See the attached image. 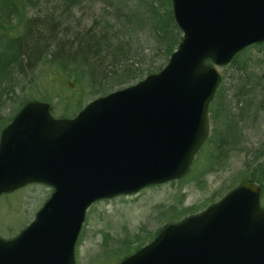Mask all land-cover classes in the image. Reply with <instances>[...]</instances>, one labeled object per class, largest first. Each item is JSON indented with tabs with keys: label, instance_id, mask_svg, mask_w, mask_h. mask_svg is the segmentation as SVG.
<instances>
[{
	"label": "water",
	"instance_id": "1",
	"mask_svg": "<svg viewBox=\"0 0 264 264\" xmlns=\"http://www.w3.org/2000/svg\"><path fill=\"white\" fill-rule=\"evenodd\" d=\"M170 1L182 38L158 73L92 100L71 119L28 101L1 131L0 196L32 183L52 193L18 236L0 238V264H75L93 203L187 174L209 136L219 68L264 41V0ZM118 264H264L260 187L237 185Z\"/></svg>",
	"mask_w": 264,
	"mask_h": 264
},
{
	"label": "trees",
	"instance_id": "2",
	"mask_svg": "<svg viewBox=\"0 0 264 264\" xmlns=\"http://www.w3.org/2000/svg\"><path fill=\"white\" fill-rule=\"evenodd\" d=\"M90 1L93 0H0V132L28 100L34 99L25 98L17 107L11 109L10 116L4 114L8 103L14 100L16 90L32 76L39 65L51 66L57 73L75 75L78 71L80 74H86L92 88L86 95L97 97L159 71L181 40V32L172 16L170 0H144L143 5L148 10L143 9L145 13H138L144 20L139 17L136 21L139 25L144 23L143 25L147 26L149 37L155 41L154 47L150 49L151 54L155 53V58L152 57L154 61L144 66L145 56L141 55L144 49L139 53L135 51L134 57L129 45L125 46L122 43L124 34L117 36L118 31L114 32L121 24L122 17H126L133 24L131 19L134 20L135 16L129 15L122 8L115 9L113 3L93 20L85 32H73L74 21L81 23L78 18L75 19L73 12L78 11L85 16V5H90ZM31 10L35 13L28 17ZM51 19H56L57 23L51 24ZM111 20L116 21V27L112 25ZM140 55L138 61L128 63L129 59ZM239 56L227 68L239 67L237 81L240 86L229 83L224 91L223 83L227 79L224 75L209 107L211 112L214 100L221 99L223 102L220 104L225 114L224 121L222 120L225 127L223 133L209 138L201 148V150L207 148L209 151L207 155L209 170L223 166L232 150H241L239 138L243 136L247 121L254 124L264 121V84L261 82L263 77L251 73L253 70L250 69L252 66L248 65V60L238 66L236 63ZM208 63L209 61H206V64ZM113 79L114 82L111 81ZM71 95L77 98L75 103L72 100L76 109L71 106L66 108L65 112L68 114L76 113L82 108L81 99L85 94L78 86L77 90H72ZM249 98L252 100L249 101ZM41 100L47 101L43 97ZM225 110H228V114ZM51 113L54 114L52 106ZM250 152L251 150L246 151L245 169L237 176L235 182L229 185L225 193L243 181L255 182L261 188V204L264 206V139L252 151L251 158L248 156ZM176 214L179 215L176 219L179 221L182 220V216L185 218L195 212L182 209ZM159 230L151 236L141 233L130 240L124 238L123 241H118L119 247L113 250L118 251L114 253V258L118 259L119 256L123 258L132 252L131 248H140L147 242V238L151 240Z\"/></svg>",
	"mask_w": 264,
	"mask_h": 264
},
{
	"label": "rangeland",
	"instance_id": "3",
	"mask_svg": "<svg viewBox=\"0 0 264 264\" xmlns=\"http://www.w3.org/2000/svg\"><path fill=\"white\" fill-rule=\"evenodd\" d=\"M112 3L115 9L122 8L129 15L135 16L134 20L131 19L133 24L126 17H122L121 24L114 32L118 31L117 36L124 34L122 43L125 46L129 45L130 52L134 57L135 51L139 53L144 49L141 55L144 54L145 56L144 66H148L155 58V53L151 54L150 52L155 41L149 37L147 26L143 25L144 23L139 25L136 21L139 17L144 20L138 13H145L143 9L148 10L143 5L144 0L90 1V5H85V16L78 11L73 12L75 19L78 18L81 21V23H75L74 21L73 32H85L86 29H89L93 20L98 18L104 10L106 11ZM34 13V10L29 11L28 17ZM124 14L127 16L125 12ZM111 23L116 27V21L111 20ZM141 55L137 58L131 56L133 59H129L128 63L138 61L137 59H140ZM246 60L249 61L248 65L252 66L250 69L253 72L251 73L262 76L261 82L264 84V44L245 50L238 58L239 64H236L240 66ZM238 69L239 67H236V69H228L227 67L220 69L221 74L227 76L226 82L223 83L224 91L229 83L240 86L239 81H237ZM111 81L114 82V79ZM137 81L139 80L116 87L107 94L117 89L126 88ZM78 86L85 94L81 99L82 107L95 98L103 96L100 94L97 97L86 95V93L92 91L86 74H80L78 71L75 75L57 73L56 69L51 66L39 65L32 76L27 78L16 90V94L13 96L14 100L8 103L4 114H7V117L10 116L11 109L17 107L18 103L25 98L34 97L35 100L42 101L40 99L43 97L53 107V115L56 118L62 116L66 118L74 117L78 112L68 114L65 109L70 106L76 109L74 103L77 102V98H73L71 93L72 90H77ZM229 94V97H231L232 93ZM251 100L252 98H249V101ZM221 102H223L221 99L214 100L212 110L209 112V138L216 134H222L225 129L223 122L225 114ZM252 109L254 110L255 107L253 106ZM225 113L228 114V110H225ZM243 131L242 138H239L241 150H232L223 166L209 170L207 157L209 151L207 148H203L194 158L193 166L184 178L145 188L134 195L103 200L92 205L87 211L76 244V264H116L120 260L119 258L122 257L119 256L116 261L114 260V253H118V251L113 250L119 247L117 245L118 241L121 242L124 238L130 240L141 233H147L151 236L164 225L177 222L176 219L179 215L176 213L182 209L196 213L220 200L227 193L225 191L229 188V185L233 184L237 176L245 169L246 151L251 150L248 155L251 158L252 151L264 139V121L260 124L247 121ZM50 193L51 189L45 186H27L16 192L2 194L0 196V237L10 238L17 235L32 220L35 212ZM134 248H131L130 251H133Z\"/></svg>",
	"mask_w": 264,
	"mask_h": 264
},
{
	"label": "bare ground",
	"instance_id": "4",
	"mask_svg": "<svg viewBox=\"0 0 264 264\" xmlns=\"http://www.w3.org/2000/svg\"><path fill=\"white\" fill-rule=\"evenodd\" d=\"M50 23H51V24H56L57 21H56V19H51V20H50ZM32 34H33V32H32Z\"/></svg>",
	"mask_w": 264,
	"mask_h": 264
}]
</instances>
